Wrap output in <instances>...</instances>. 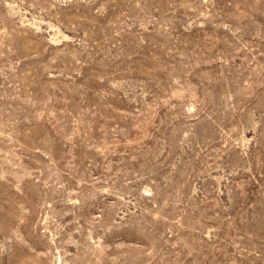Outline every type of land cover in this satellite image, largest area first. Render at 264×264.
I'll use <instances>...</instances> for the list:
<instances>
[{
	"label": "rangeland",
	"instance_id": "rangeland-1",
	"mask_svg": "<svg viewBox=\"0 0 264 264\" xmlns=\"http://www.w3.org/2000/svg\"><path fill=\"white\" fill-rule=\"evenodd\" d=\"M0 264H264V0H0Z\"/></svg>",
	"mask_w": 264,
	"mask_h": 264
}]
</instances>
